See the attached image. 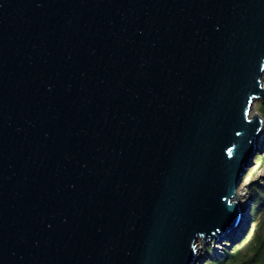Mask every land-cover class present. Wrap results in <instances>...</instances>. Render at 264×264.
I'll return each mask as SVG.
<instances>
[{
    "label": "water",
    "instance_id": "water-1",
    "mask_svg": "<svg viewBox=\"0 0 264 264\" xmlns=\"http://www.w3.org/2000/svg\"><path fill=\"white\" fill-rule=\"evenodd\" d=\"M263 76L264 0H0V264L242 240Z\"/></svg>",
    "mask_w": 264,
    "mask_h": 264
},
{
    "label": "rangeland",
    "instance_id": "rangeland-1",
    "mask_svg": "<svg viewBox=\"0 0 264 264\" xmlns=\"http://www.w3.org/2000/svg\"><path fill=\"white\" fill-rule=\"evenodd\" d=\"M264 81V76H263ZM264 99L259 98L254 102L253 114L258 113L263 119V127L259 134L258 146L259 152L254 164L248 169L245 174L244 181L240 186V197L243 208L251 205V212L247 215L246 225L241 231L242 238L240 241L233 242V239L224 241L223 243H215L214 241L205 242L202 239L198 241L199 258L196 264H208L207 262L212 258L220 257L225 251H232L237 245H240L245 239L247 240L256 230L259 223H262L264 228V212L257 215L255 213L256 200H264ZM251 201V202H250ZM259 203V202H258ZM264 230V229H263ZM238 238V239H239Z\"/></svg>",
    "mask_w": 264,
    "mask_h": 264
},
{
    "label": "trees",
    "instance_id": "trees-1",
    "mask_svg": "<svg viewBox=\"0 0 264 264\" xmlns=\"http://www.w3.org/2000/svg\"><path fill=\"white\" fill-rule=\"evenodd\" d=\"M264 105V103H263ZM259 202V203H258ZM255 213L264 212V200H256ZM259 223L255 232L232 251H225L220 257L212 258L208 264H264V228Z\"/></svg>",
    "mask_w": 264,
    "mask_h": 264
},
{
    "label": "bare ground",
    "instance_id": "bare-ground-1",
    "mask_svg": "<svg viewBox=\"0 0 264 264\" xmlns=\"http://www.w3.org/2000/svg\"><path fill=\"white\" fill-rule=\"evenodd\" d=\"M252 112H253V110H252ZM252 115H253V113H252ZM238 194L240 195V189H238ZM240 202H241V208H242L241 209V213H240V220H239L237 228L235 230L233 229V230L230 231V233H231L230 235H234L237 232H241L244 229L245 225H246V220H247L246 207L243 208L242 201H240Z\"/></svg>",
    "mask_w": 264,
    "mask_h": 264
}]
</instances>
